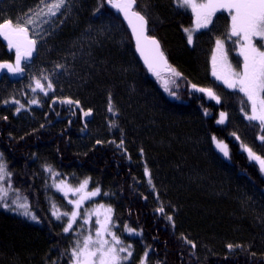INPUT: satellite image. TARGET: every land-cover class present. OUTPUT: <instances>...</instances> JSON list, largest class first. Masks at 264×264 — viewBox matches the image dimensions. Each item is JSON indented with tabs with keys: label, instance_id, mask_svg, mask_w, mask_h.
I'll use <instances>...</instances> for the list:
<instances>
[{
	"label": "trees",
	"instance_id": "obj_1",
	"mask_svg": "<svg viewBox=\"0 0 264 264\" xmlns=\"http://www.w3.org/2000/svg\"><path fill=\"white\" fill-rule=\"evenodd\" d=\"M37 4L0 0V19L15 21ZM136 8L180 76L158 79L143 67L127 21L106 0H69L63 14L34 25L36 51L24 72L0 70V162L37 217L0 207V264H70L72 235L52 215L53 204L66 206L50 188L55 175L100 188L136 260L147 251L148 264H264V174L241 147L259 152L264 133L245 119L250 106L243 94L211 75L217 39L242 67L235 38L227 37L228 15L216 14L213 29L190 45L185 29L193 16L177 0H137ZM12 58L0 37V63ZM36 79L54 90L30 91ZM193 85L212 89L219 103ZM65 98L79 107L59 102ZM221 113L226 118L218 123ZM216 141L228 145V160ZM125 225L140 234L125 235Z\"/></svg>",
	"mask_w": 264,
	"mask_h": 264
},
{
	"label": "snow or ice",
	"instance_id": "obj_2",
	"mask_svg": "<svg viewBox=\"0 0 264 264\" xmlns=\"http://www.w3.org/2000/svg\"><path fill=\"white\" fill-rule=\"evenodd\" d=\"M69 0H38L35 9H29L23 17L16 19L12 18L0 19V37L7 42L10 49L15 50V62L0 63V69H7L12 74H21L24 72L23 62L29 61L32 58L33 52L36 51L37 40L32 35L35 32L34 25L47 24L51 17H56L63 14V10L67 7ZM106 2L123 14L124 19L128 23V27L132 30V35L136 42V50L143 58L145 65L153 75L160 78V69L165 68L174 76H180L174 68L168 65L164 53L160 49L159 41L148 34L145 14L136 8L137 0H106ZM180 7L190 9L195 18L194 29H185L187 33L188 43L193 42V31H198L202 28H208L212 23L213 17L217 12H227L230 17L227 37L232 40V43L238 47V55L242 57V67L236 70L232 67L228 60V51L225 48V41L222 39L216 40L215 52L212 56L213 76L221 80L226 87L234 89L243 94L248 105H250V114L245 113L249 121L259 123L260 130L264 133V0H177ZM99 11V8L97 9ZM259 41V43H257ZM62 65H57V68H62ZM48 80V77H44ZM35 87L33 92L39 90L45 96L49 91L54 90L52 82L46 85L41 83L40 79L34 81ZM165 90L167 81L164 82ZM200 92H205L210 98L215 99L219 103V97L212 89L196 88ZM62 104H75L79 107V101H74L70 98H65L59 101ZM8 103V101H5ZM12 103H19L12 101ZM30 103L37 104L38 100H32ZM24 107L23 105L20 106ZM20 109L18 108L17 111ZM109 112H113V107L109 104ZM84 116L91 114L89 111H84ZM6 118V117H5ZM226 116L225 113L220 114L218 123H223ZM113 126L115 124L113 123ZM239 139V137H237ZM258 139L261 142V150L258 152L253 147L247 144H242L241 147L247 153L249 161L255 162L259 171L264 174V135H260ZM215 141L216 138L213 137ZM118 147L123 146L121 141ZM217 149L223 153L225 157L229 156L228 145L222 141H216ZM2 157V154H0ZM52 171L51 168L46 169ZM145 175L149 177L148 183L152 184L150 173L145 167ZM11 172L8 171L5 163L0 162V207L5 209H23L20 215L30 217L32 220H37V217L28 210L27 198H21L18 189H13L10 182ZM7 183V187H5ZM89 181L85 179L79 184V187L73 188L63 180L55 187L61 191L65 197L69 192L72 195H78V199L69 200L68 203L73 205L70 212L61 213L56 205L53 204L52 215L57 220L62 217H67L63 232L71 233L74 230V225L78 219H82L83 225L91 223V216L95 215L94 235L92 230L85 229L89 234L83 235L82 239L77 240L75 246L70 251V264H128L133 256V248L131 244H125L120 237L112 230V208L108 207L103 213V219L100 218L101 212L99 209H104V205H98L96 210L85 212L83 216L79 211L85 200H90L100 194V188H95L93 191H87ZM13 195L9 196V191ZM157 211L164 213L163 206ZM171 220L172 217L168 216ZM125 231L129 234L139 235L135 229L124 226ZM106 237H111V240ZM192 247H195L191 241H187ZM229 249L233 246L228 245ZM123 254V255H122ZM139 264H148V252L145 251L140 258Z\"/></svg>",
	"mask_w": 264,
	"mask_h": 264
},
{
	"label": "rangeland",
	"instance_id": "obj_3",
	"mask_svg": "<svg viewBox=\"0 0 264 264\" xmlns=\"http://www.w3.org/2000/svg\"><path fill=\"white\" fill-rule=\"evenodd\" d=\"M188 10L190 11L191 15L193 16L191 10H190V9H188ZM218 13H225V14L228 15L227 12H217V14H218ZM215 17H216V16H215ZM215 17H213V21H212V23L208 26V28H202V29H200V30H198V31H193V42H194V39H195L196 35L198 36V34H199L200 32H202L203 30H206V29H207V30H212V29H213V26H214L213 23H215V22L218 21L219 16L216 17V18H215ZM228 19H229V24H230V17H229V15H228ZM194 21H195V18H194V16H193V24H192V28H191V29H194V27H195V23H194ZM233 38H234V37H233ZM3 41H4V40H3ZM193 42H192L190 45H193ZM4 43H5L6 47H7V49H8L10 52L13 53V58H12L11 61L2 62V63H12V64H14V62H15V50H14V49H10V48L7 46V42H6V41H4ZM257 43H259V41H257ZM215 48H216V41H215V43H214V45H213V48H212V51H211V54H210V68H211V75H212V77H213L218 83H220V84H222L224 87H226L225 84H224L221 80H218V79H217L215 76H213V74H212V72H213V68H212V56H213V54H214V52H215ZM228 60H229V57H228ZM229 62H230V60H229ZM230 63H231V62H230ZM22 65H23V64H22ZM231 65H232V67H233L234 69L237 70V67H235L232 63H231ZM0 70H3V69H0ZM11 74H12V73H11ZM19 75H20V74H19ZM226 88H228V87H226ZM228 89H230V88H228ZM231 90H234V89H231ZM30 91H32V90H30ZM38 91H39V90H37V92H38ZM32 92H33V91H32ZM203 93H204L207 97H209L205 92H203ZM209 98H210V97H209ZM249 106H250V105H249ZM250 111H251V110H249V113H248V114H250ZM245 119L248 120V119L246 118V115H245ZM248 121H249V120H248ZM251 122L258 123V122H256V121H251ZM258 124H259V123H258ZM212 145H213L214 149L219 153V155H220L224 160H228V157H225V156L223 155V153L220 152V151L217 149V147H216V142H214ZM85 179H86V178H85ZM85 179H82V180H80V181H77V180H75L74 178H70V179H68V178H66V177H61V176L59 177V176H57V175H55V176L52 177V179H51V183H50V188H51V190H52L55 194L60 195V196L64 199V201H65V203H66V206H65L64 209H60V208L56 207V208L59 209V211H60L61 213H63V212H70V211L73 209V205L69 204L68 201H69V200H76V199H78L79 197H78V195H72L71 192H69L68 196L65 197L61 191L57 190V188L55 187V185H56V184H59L60 181L63 180L65 183H67V184L70 185L71 187L76 188V187H79V184L82 183ZM87 180H88V179H87ZM88 181H89V180H88ZM94 189H95V188L90 187V183H89V184H88V187H87V191H93ZM101 204L105 206L104 209H99V211L101 212V216H100V218L103 219V213H104L105 209L108 208V207H111L112 210H113V207H112L107 201H105V200L101 197V191H100V194H99V195H97V196H95V197H92L90 200H85L84 203H83V205H82V207L80 208L79 211L81 212V215L83 216V214H84L85 212H92L93 210H96V209H97L98 205H101ZM53 211H54V209H53ZM112 213H113V211H112ZM96 218H97V217H96L95 215H92L91 218H90V219H91V223H90L89 225H83L82 219H78L77 224L74 225V230H73V232L68 233V234L72 235V239H73V246H72V248L75 246V243H76L77 240L82 239V236H83V235H87V234H89L88 232L85 231V229L92 230V234L94 235V227H96V225H95V220H96ZM61 221L63 222V224H64V226H65L66 221H67V217H62V218H61ZM112 230L118 235L117 230H116V228H115V226H114V223H113ZM124 234H125V235H133V234H129L127 231H124ZM118 236H119V235H118ZM119 237H120V236H119ZM106 238L109 239V240H111V237H106ZM120 239H121L125 244H127V243H126L121 237H120ZM122 255H123V254H122ZM141 257H142V256H141ZM141 257H139L138 260H136V258L132 257L131 260L128 262V264H129V263H131V264H139V261H140V258H141Z\"/></svg>",
	"mask_w": 264,
	"mask_h": 264
},
{
	"label": "water",
	"instance_id": "obj_4",
	"mask_svg": "<svg viewBox=\"0 0 264 264\" xmlns=\"http://www.w3.org/2000/svg\"><path fill=\"white\" fill-rule=\"evenodd\" d=\"M129 33H130V36H131V38H132V41H133V43H134V45H135V51H136V54H137L138 58H139L140 61L142 62L143 67H144L147 71H149L147 65H145V63H144L143 58L140 56L139 52H137V50H136V42H135V39H134V37H133V35H132V30H131L130 28H129ZM168 65H169V64H168ZM149 72H150V71H149ZM151 73H152V72H151ZM160 73L167 74L168 71H167V69H165V68H161V69H160ZM152 75H153V73H152Z\"/></svg>",
	"mask_w": 264,
	"mask_h": 264
}]
</instances>
